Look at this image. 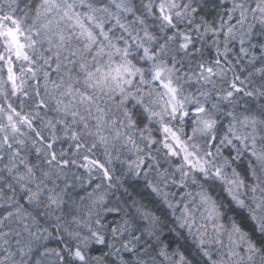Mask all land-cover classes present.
<instances>
[{
	"label": "snow or ice",
	"instance_id": "6c2138e0",
	"mask_svg": "<svg viewBox=\"0 0 264 264\" xmlns=\"http://www.w3.org/2000/svg\"><path fill=\"white\" fill-rule=\"evenodd\" d=\"M0 264H264V0H0Z\"/></svg>",
	"mask_w": 264,
	"mask_h": 264
},
{
	"label": "clouds",
	"instance_id": "9594fccd",
	"mask_svg": "<svg viewBox=\"0 0 264 264\" xmlns=\"http://www.w3.org/2000/svg\"><path fill=\"white\" fill-rule=\"evenodd\" d=\"M141 63H143V61H141Z\"/></svg>",
	"mask_w": 264,
	"mask_h": 264
}]
</instances>
